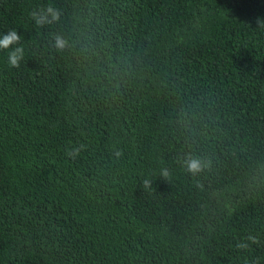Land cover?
Wrapping results in <instances>:
<instances>
[{"label": "trees", "instance_id": "1", "mask_svg": "<svg viewBox=\"0 0 264 264\" xmlns=\"http://www.w3.org/2000/svg\"><path fill=\"white\" fill-rule=\"evenodd\" d=\"M12 29L0 264H264V0H0Z\"/></svg>", "mask_w": 264, "mask_h": 264}, {"label": "clouds", "instance_id": "2", "mask_svg": "<svg viewBox=\"0 0 264 264\" xmlns=\"http://www.w3.org/2000/svg\"><path fill=\"white\" fill-rule=\"evenodd\" d=\"M31 16L35 20L37 25H44L57 21L60 18V12L58 9L49 5L48 7L43 9L33 10ZM20 40L21 35L15 29L10 30L2 37H0V50L11 49L8 54V64L10 67L13 68H19L20 61L23 58V48L19 46L15 48L12 47L13 45H18ZM54 46L58 50H63L68 46V41L62 36L56 35L54 40ZM80 147H83V145H81ZM79 151L80 148L72 147L71 149L67 150V155H78ZM117 155H120V153L117 152ZM184 164L186 165L187 170L193 175H196L203 170V164L198 158L188 157L184 161ZM161 176L162 178L167 180L170 176V173L167 169H162ZM143 183L146 188L151 186V182L148 179H145ZM247 239L252 241L253 243L257 242L256 237L253 236H249ZM237 247H247V245L238 244Z\"/></svg>", "mask_w": 264, "mask_h": 264}]
</instances>
